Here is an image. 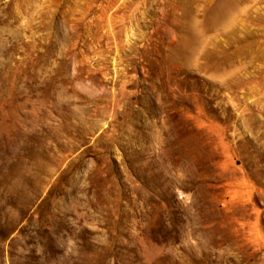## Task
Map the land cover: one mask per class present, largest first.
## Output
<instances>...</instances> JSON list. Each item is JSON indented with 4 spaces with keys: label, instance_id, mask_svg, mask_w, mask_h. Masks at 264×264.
<instances>
[{
    "label": "rangeland",
    "instance_id": "1",
    "mask_svg": "<svg viewBox=\"0 0 264 264\" xmlns=\"http://www.w3.org/2000/svg\"><path fill=\"white\" fill-rule=\"evenodd\" d=\"M0 264H264V0H0Z\"/></svg>",
    "mask_w": 264,
    "mask_h": 264
}]
</instances>
